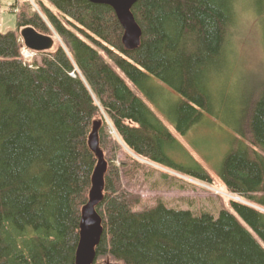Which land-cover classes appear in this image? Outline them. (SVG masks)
Masks as SVG:
<instances>
[{"label":"trees","instance_id":"1","mask_svg":"<svg viewBox=\"0 0 264 264\" xmlns=\"http://www.w3.org/2000/svg\"><path fill=\"white\" fill-rule=\"evenodd\" d=\"M35 2L8 5L16 29L0 31V264H74L96 165L88 146L94 121L107 162L94 264H264V212L256 208L264 209V63L263 76L231 109L224 82L215 85L232 70L241 5L253 8L264 47V0H138L131 12L142 35L134 50L124 47L108 5ZM25 27L54 41L31 63L21 54ZM162 86L180 95L165 112L155 101L171 99ZM208 116L234 125L220 162L214 169L192 158L175 164L168 154L175 136ZM146 162L206 184L215 177L240 201L228 199L217 217L159 201L108 232L104 207L134 186ZM130 198L138 207L139 197Z\"/></svg>","mask_w":264,"mask_h":264},{"label":"rangeland","instance_id":"2","mask_svg":"<svg viewBox=\"0 0 264 264\" xmlns=\"http://www.w3.org/2000/svg\"><path fill=\"white\" fill-rule=\"evenodd\" d=\"M14 1L0 0L1 32L16 29V15L8 10V4H12ZM240 8L238 13V32L233 40L234 53L231 54L232 65L230 67L232 70L224 72L215 84L217 88L219 81L224 82L222 87L224 92L228 93V99L230 97L231 101L227 106L229 109H231L235 98L241 100L247 90L255 86L258 79L263 76L260 70L264 63V47L261 27L258 26L257 22L258 18H256L251 6L243 4ZM25 55L28 56L26 61H31L35 58L34 54L31 57L25 52ZM162 87L165 96L169 95L171 99L156 95L155 101L165 112L170 110L174 103L179 100L180 95L165 86ZM236 106H241V103ZM150 107L160 113L163 123L172 130V121H170L166 113L163 114V111L158 109L157 105L153 103L150 104ZM226 117L227 113L225 114V111H223V120ZM233 127L232 122L228 125L222 119L218 120L211 116L205 117L184 135L175 136L176 140L173 146L168 149L169 158L175 164H190V158H192L205 167L214 169V165L220 162L223 154L229 148L228 138L234 133ZM147 163L150 166L149 168L136 172L133 180L134 186L123 188L119 195L108 201L104 207L106 218L109 222L108 232L112 231L113 225L118 226L120 224V219L125 214L134 210L138 211L141 208L151 207L159 201L170 208L190 210L196 215L208 212L214 217L218 216V212L225 206L228 199L240 201L236 196L227 193L223 185L215 177H213L214 182L212 184H206L176 173V169L168 164ZM131 194L139 197L138 207L130 205ZM261 197L263 202L259 205L264 208V193ZM256 208L264 212V209ZM110 220L112 221L111 224Z\"/></svg>","mask_w":264,"mask_h":264},{"label":"water","instance_id":"3","mask_svg":"<svg viewBox=\"0 0 264 264\" xmlns=\"http://www.w3.org/2000/svg\"><path fill=\"white\" fill-rule=\"evenodd\" d=\"M92 3L110 6L123 28L122 43L128 50L136 49L140 44L141 28L137 24L132 12V6L138 0H87ZM20 36L24 46L35 52L47 51L53 46V39L45 34L37 32L32 27L21 29ZM100 121H94L88 136V146L94 153L96 165L91 176V187L88 200L81 208L79 222V240L75 251L74 264H94L95 248L98 245L103 227L102 219L96 211L104 197L105 173L107 162L103 150L99 146L98 129Z\"/></svg>","mask_w":264,"mask_h":264},{"label":"built area","instance_id":"4","mask_svg":"<svg viewBox=\"0 0 264 264\" xmlns=\"http://www.w3.org/2000/svg\"><path fill=\"white\" fill-rule=\"evenodd\" d=\"M30 1V0H29ZM9 7V6H8ZM21 41H22V39H21ZM23 42V41H22ZM25 52L26 53H28V55H31V57H32V55L34 54V52H32V51H30L29 49H27L25 46H23V48H22V50H21V54H22V57H23V59L26 61V60H28V56L27 55H25ZM27 62V61H26Z\"/></svg>","mask_w":264,"mask_h":264},{"label":"bare ground","instance_id":"5","mask_svg":"<svg viewBox=\"0 0 264 264\" xmlns=\"http://www.w3.org/2000/svg\"><path fill=\"white\" fill-rule=\"evenodd\" d=\"M36 0H30V3L35 7V8H37L36 7V5H35V2ZM36 52H34V54H35ZM28 63H31V61H28ZM237 199H239V198H237Z\"/></svg>","mask_w":264,"mask_h":264}]
</instances>
